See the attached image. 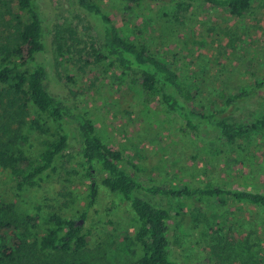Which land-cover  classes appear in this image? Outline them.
I'll list each match as a JSON object with an SVG mask.
<instances>
[{
    "label": "rangeland",
    "instance_id": "1",
    "mask_svg": "<svg viewBox=\"0 0 264 264\" xmlns=\"http://www.w3.org/2000/svg\"><path fill=\"white\" fill-rule=\"evenodd\" d=\"M98 1L125 38L146 43L183 80L197 86L194 103L206 112L224 109L220 91L239 93L264 78V0L256 1L242 18L198 2L178 6L168 0H145L127 8L123 0ZM36 2L45 40L37 61L48 72V91L88 114L104 141L123 152V167L145 185L213 182L264 192V135L230 144L207 131L185 134L180 116L167 112L163 103L145 101L135 74L94 61L100 44L88 19L98 27V18L79 10L75 0ZM13 12H19L18 0H0L3 41ZM263 111L264 85L223 114L247 121ZM3 113L0 107L3 142L19 148L20 135L26 134L24 150L39 156L53 136L29 129L33 110L22 123ZM81 159L82 139L73 131L56 170L45 173L38 187L18 190L10 172L0 168V200L13 206L8 216L21 223L24 216L38 214L32 233L25 228L33 238L52 226V212L80 216L89 202V180L79 165ZM102 178V173L97 176L100 192L85 220L87 246L77 253L42 256L37 264L136 263L141 253L134 240L138 218L123 195L102 185ZM137 193L161 205L169 203L174 260L187 264L207 257L210 264H264L260 207L246 202L222 205L198 197L169 201L143 189Z\"/></svg>",
    "mask_w": 264,
    "mask_h": 264
},
{
    "label": "trees",
    "instance_id": "2",
    "mask_svg": "<svg viewBox=\"0 0 264 264\" xmlns=\"http://www.w3.org/2000/svg\"><path fill=\"white\" fill-rule=\"evenodd\" d=\"M143 1L123 0L127 8ZM168 1L178 6L198 2L206 8L225 9L242 18L259 0ZM75 3L79 10L99 20L98 27H95L88 19L96 30L100 44L95 50L94 61L107 63V68L135 74V81L143 90L145 101L163 103L167 112L180 116L183 121L181 130L185 134L207 131L230 144L239 140L248 141L254 134L264 135V111L247 121L231 120L223 114L254 95L264 85V78L239 93L220 91L224 109L206 112L194 103L199 95L197 86L183 80L176 69L160 59L146 43L125 38L98 0H75ZM18 5L19 12L12 13L5 41L0 36V107L5 116L18 123H22L23 118L33 110L29 129L53 138L39 156H32L23 148L29 142L26 134L20 135L19 148L7 145L0 134V168L10 172L18 190L38 187L45 173L56 170L57 158L67 150L72 133L76 131L82 139L79 165L84 177L89 180V202L87 210L80 216L50 213L52 226L41 236L35 235L33 238L30 234L37 227L39 215H26L21 218V223H17L13 216H8L13 210L12 204L0 200V264H37L42 256L48 258L52 253L63 255L83 250L88 244L85 220L90 208L96 204L100 192L96 181L101 173L102 185L113 193L123 195L138 218L134 240L141 253L135 264H183L172 257L169 203L161 205L151 201L137 193L140 189L153 196H165L169 201L173 198L198 197L222 205L246 202L264 211V192L224 188L213 182L201 186L168 183L145 185L123 167L120 164L125 159L123 152L104 141L88 114L78 105L65 102L48 91V72L37 61L38 54L45 49L40 9L36 0H18ZM53 128L55 132H52ZM20 228L24 231H20ZM25 228L31 231L30 234ZM210 261L205 257L187 264H210Z\"/></svg>",
    "mask_w": 264,
    "mask_h": 264
}]
</instances>
